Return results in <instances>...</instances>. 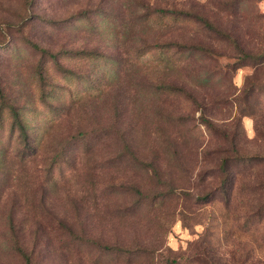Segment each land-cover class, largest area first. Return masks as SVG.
<instances>
[{
	"label": "rangeland",
	"instance_id": "obj_1",
	"mask_svg": "<svg viewBox=\"0 0 264 264\" xmlns=\"http://www.w3.org/2000/svg\"><path fill=\"white\" fill-rule=\"evenodd\" d=\"M133 1L0 0V88L23 112L34 143L23 158L25 136L18 127L12 131L13 118L5 111L0 119V157L7 159L0 168V264H25L13 249L12 218L34 264H170L174 258L175 264H264V161L234 166L231 186L222 191L218 167L230 151L220 153L216 140L206 132L194 135L192 128L184 152L186 175H173L178 194L154 204L149 197L167 188L155 186L145 168L131 167L125 148L131 139L144 159L153 144L164 146L161 130H173L166 122L169 105L186 111L188 127L199 125L201 114L228 130L239 127L238 154L264 155V95L254 98L253 114H242L241 105L248 102L239 100L248 81L264 83V65L244 66L220 81L218 75L210 86L197 89L199 107L167 104L163 98L157 104L147 93V66L158 55L133 65L129 51L134 46L201 43L215 49L222 64L234 63L236 54L229 42L196 21L139 17L145 11H134ZM148 1L203 14L246 49L264 51V0H247L233 10H222L223 0ZM119 54L128 62L118 75L111 57ZM168 77L181 83L176 72ZM109 79L115 80L112 86ZM93 85L105 92L87 95L84 89ZM220 99L227 102L217 103ZM155 107L163 108L164 116L155 114ZM122 154L124 161L114 163ZM160 157L170 167L176 161L165 148ZM135 184L149 197L137 195ZM211 191L212 199H199ZM138 201L144 205L136 210ZM64 225L84 240L152 251L119 263L89 242H74Z\"/></svg>",
	"mask_w": 264,
	"mask_h": 264
},
{
	"label": "trees",
	"instance_id": "obj_2",
	"mask_svg": "<svg viewBox=\"0 0 264 264\" xmlns=\"http://www.w3.org/2000/svg\"><path fill=\"white\" fill-rule=\"evenodd\" d=\"M244 1L247 0H223L220 1V7L223 8L222 10H233L234 8H237L240 4H242ZM131 4L134 8V11H138V7H141L142 10L145 11L142 12L143 14L139 15V17L141 18H147L148 15L150 16L151 14H155L157 16H160L161 18L170 17L173 20L179 22L196 21L203 26V28L208 32V34H219L221 36L220 40L229 42L228 45L231 49L235 51L236 54V61L234 63L222 64L215 57V55L217 54L215 49L209 46H205L201 43H186L179 40H174L162 42L152 41L147 42L143 45L134 46L133 51H131L132 49L129 51V62H131L133 65H143V61L141 59L148 54L155 53L158 55L157 58H152L153 61L148 63L147 66V68L150 69L151 73L148 81L149 87L147 93L149 95V99L155 101L157 104L159 98H163L165 100V103L167 104L181 105L184 103H192L196 104L199 107L200 98L197 89L207 88L208 86H210L211 83L214 82V78H216L218 75V81H220V77H228L234 71L244 66L264 65V51L254 52L246 49L238 42L236 38L232 37V35L228 33H223V31L216 26V23L213 20L209 19L203 14L190 12L184 9H178L174 7L152 6L148 0H136L133 1V3ZM123 5L126 6V4ZM86 53L94 54L93 52ZM58 56H60V54L55 55L56 58ZM107 59H109V57ZM195 61L198 62V66L196 65ZM111 62L114 63V65L118 66L116 72L119 75L120 69L122 68L123 64L128 61L124 60L121 54H119L117 57H111ZM160 68L162 69L159 70ZM158 71H165V74H162V76L155 75L154 73ZM171 72H176L178 74L177 80H180L181 83L168 81V75ZM183 73H185V76L182 75ZM189 78H192L191 80L196 83L195 86L188 84L187 80H190ZM114 82L112 83V80L109 79L107 85L112 86ZM101 85H93L89 88L86 87L84 91L87 92V95H94L96 92H99V95H101L102 92H105ZM262 95H264V83L248 81V84H246L245 87L242 89L241 96L239 98V100L241 99L242 103L246 102L245 104H247L248 102V106L241 105L242 114H245L243 110H247L248 113L246 114H253V112H255V108L254 103L252 102L256 96ZM0 100V119L2 118V115L5 111L7 113L9 111L11 113V117L13 118L12 131L16 132L15 128L18 127L20 129V133L25 136L24 143L28 145V147H26L24 151L21 152L22 157L25 158L28 155L26 150H32L29 149V147H33L34 143L29 142L31 141V135L29 133V127L24 121L23 112L15 105L7 101L1 88ZM216 102H227V99H220ZM157 108L155 107V109H153V112H156L155 114L157 115L159 112H162L163 115L164 111L166 110V122L169 124L171 129H173L170 131V133L167 131L163 133V129L161 130L163 136L162 142L164 143V146H158L157 144H153L151 150L149 151V156L145 157L146 159H142L138 155L140 154L138 150L134 148L133 141H131V139L125 140L126 151L128 154H130L129 165L131 167H134L135 170H137L139 167L145 168L149 174L150 179L156 183L155 186L159 187L160 185H164V187L167 188L165 191L163 190L157 192L156 194L149 197L148 195H144L140 185L135 184L132 186L133 191L137 193V195H140L141 197H149L150 201H152L154 204L155 202L161 203L169 197H173L174 195L178 194L176 193L178 192V190L174 183L173 179L175 176L173 175L178 172L186 175L188 167L184 161V152L186 150V145L189 143L188 135L190 132H192V128L194 130V135L196 134L195 131L201 133L206 132L212 137V139L216 140L219 144L218 150L220 153L226 152L228 150L230 151V154H225L221 157L218 167V171L223 177L221 184L222 191L227 192L231 186L233 179L232 170L234 166H237L242 163L248 165L253 164L254 162L261 163L264 161V155L243 156L238 154L237 145L240 141L241 136V131L239 127H236L233 131L228 130L225 127L219 126L204 114H201L200 116L201 123L199 125L192 124L188 127V115L185 110L177 112L169 109V105L167 106L168 109L166 108L165 110L160 107ZM56 110H58V112L63 111L60 108H56ZM148 111L150 113L149 109ZM202 127L205 128V131L202 130ZM226 144H229V146L226 147ZM163 148H165L166 152L174 160H176L175 162H172V167H170L169 163L164 165L160 163V160H162V158L160 157V152ZM125 156L126 154H122L116 157L113 162L116 163L118 161L122 163L124 161ZM57 161L58 160H54L51 165V169L56 165ZM6 164L7 159H2L0 157V168L1 166H4ZM8 167L10 166L8 165ZM187 195L191 196V194ZM229 197L230 196H227L228 199ZM212 198V191L205 194L204 196H199V199L201 200H210ZM143 205V201H138L135 203L134 207L136 210H138ZM260 210L261 212L262 210H264V205L260 207ZM11 220L13 221V223L10 237L13 242L14 251L17 252L23 258L25 264H34L32 253L26 251L20 245L13 218ZM64 227L68 230V232L70 233V237L74 242L84 240L82 236H79L77 233L74 232L71 226L69 227L68 225H64ZM84 241L91 243L93 246H96L98 249L101 250L102 254L106 256H112L113 259H115L119 263H121L125 259H128V261L141 259L147 256L149 252L152 251V249L150 250L146 246H138L133 249H129L125 246H111L90 239H85ZM176 262V258L168 261V263L170 264H175Z\"/></svg>",
	"mask_w": 264,
	"mask_h": 264
}]
</instances>
